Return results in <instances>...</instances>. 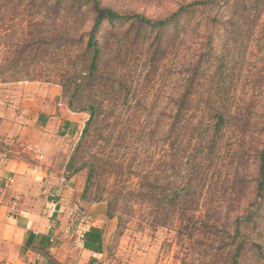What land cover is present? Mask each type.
Returning <instances> with one entry per match:
<instances>
[{"label": "rangeland", "instance_id": "rangeland-1", "mask_svg": "<svg viewBox=\"0 0 264 264\" xmlns=\"http://www.w3.org/2000/svg\"><path fill=\"white\" fill-rule=\"evenodd\" d=\"M100 1L102 5L121 13H141L152 20H159L194 0ZM81 4L70 0H0V167L14 160L29 164L43 162L49 168L56 169L61 177L69 181L64 182L69 184L66 188L69 195L63 205V212L67 219L66 230L72 231L75 236L81 223L91 226L92 222L97 221L87 217L90 208L98 203L92 199L93 190L99 186H105L108 190L118 189L124 184L129 187L137 180L131 176L125 183L115 180L113 176L109 179L106 177L100 179L102 183L92 187L91 194L83 195L86 165L94 162V156L101 157L99 148L104 145V141L95 139L92 132L93 142L83 143L81 140L74 163L67 166L87 117L85 114L71 113L61 85L62 78L67 74H80L86 70L85 65L80 69L78 67L84 48L79 43L82 40L86 42L93 13L89 5L82 7ZM121 32L128 33L132 41L144 35L143 40L147 39V43L153 40V47L160 42L163 47L170 40L166 57L156 63L151 61L154 58L151 57L152 49L147 53V44L139 48L131 46L132 58L124 67H117L110 62L114 72L112 77L122 80L126 90L129 87L135 90L140 103L152 114L149 119H153L144 130L145 121L142 118L135 124L129 122L131 127L127 131V140H131L132 147L137 149L135 153L140 167L146 165L144 158L150 152L160 159L168 152L169 139L157 142L156 138H164L161 134L172 119L170 97L180 89L177 70L191 69L190 62L196 64L201 54L206 62L209 60L205 65L204 77L209 83L200 90L216 93L219 98L228 100L226 105L231 108L230 112L234 111L227 121L222 138L217 140L218 151H214L221 157L219 178L208 179H224L228 182L237 175L236 202L228 198L234 205L227 213L225 210V217L222 215L225 219L221 222L226 223L228 231L233 234V218L240 202L246 204L252 201L253 188L246 180L255 176L256 153L264 143L261 123L264 110V0H215L209 7L196 8L180 16L177 23L162 29L139 31L138 26L127 22L123 25L104 22L97 37L104 45L113 35ZM64 38H68L72 45L67 47L62 44ZM208 42L212 44L211 49L205 48ZM147 59L150 62L146 64ZM152 64L158 66V71L151 81L152 73L148 70ZM104 68L100 66L102 71H107ZM187 76L185 74V78ZM97 97L102 98L99 93ZM112 103L105 101L108 106ZM133 104L134 101L128 103L131 107L129 115ZM237 106L250 118L247 126L242 122V127L247 128L245 132L241 131L237 123ZM161 111H165L166 115L155 137L151 129L157 128L155 122ZM67 119L70 124L63 133L64 121ZM108 121L113 122L112 119ZM122 126L121 123L111 128L110 125H104V121L97 124L102 137L111 130H121ZM72 128L73 133L70 132ZM149 134L154 136L151 140ZM139 140L153 143L149 153L144 151V144H140ZM239 140L243 142L238 144ZM240 154L242 158L239 160ZM240 179H244V183ZM188 185V178L183 171L177 179V186L188 188ZM132 202L122 200L113 213L114 223L107 236L103 263L226 264L227 261L231 264L229 255H223L222 251L214 254L209 249L210 239L205 235L197 234L190 239L180 237L175 219L165 226L153 225L147 215L150 206ZM262 204L258 210L259 227L246 230L247 239L261 243L262 248L251 246L238 259V264H264V201ZM98 220L100 235L105 228V221ZM213 257H216L214 261Z\"/></svg>", "mask_w": 264, "mask_h": 264}, {"label": "trees", "instance_id": "trees-1", "mask_svg": "<svg viewBox=\"0 0 264 264\" xmlns=\"http://www.w3.org/2000/svg\"><path fill=\"white\" fill-rule=\"evenodd\" d=\"M70 1L72 3L82 2V7L89 5L93 13V22L86 35V42L83 43L82 40L79 43L84 48L78 67L80 69L82 65H85L86 70L81 71L80 74H77L78 72L67 74L62 78L61 85L67 96V108L73 113L87 116L79 138L71 151L67 166L74 163L81 140L83 143L93 142L91 132L96 137L95 139L104 141V145L99 148L102 151L101 157L94 156V162H88V166L86 165L83 195L91 194L92 187L102 183L100 179L104 180L106 177L109 179L113 176L115 180H122L126 183L131 176H134L137 178L136 183L129 187L124 184L118 189L108 190L105 186H99L97 190H93L92 199L94 202L107 201L108 213L111 217L114 216L113 213L122 200L133 201L132 204L135 203L134 201L145 203L150 206L147 215L151 218L153 225L165 226L169 221L175 219L178 222L177 233L180 237L190 239L197 234L205 235L210 239L208 240L210 242L209 249L214 254L222 251L223 255H229L231 264H238V259L242 258L251 246L262 248L261 243L247 239L246 230L257 229L260 225L258 210L264 201V143L256 153L255 176L246 180L253 188L252 201H247L246 204L240 202L233 218L235 225L233 234L228 231L227 224L221 222L225 219L222 217V215L225 217V210L227 213V210L229 211L230 207L234 205L233 202L228 201V198L236 202L237 175L228 182L224 179L208 181L209 178L210 180L219 178L221 157L214 151H218V141L224 134L227 121L234 113V111L230 112L231 108L226 105L228 100L219 98L216 93L200 90L209 83L204 78L205 65L209 63V60L206 62L201 54V58L199 57L196 64L193 61L190 62L191 69L181 68L180 72L177 70L180 89L170 97L172 98V100L170 99L172 119L161 134L164 138H156L157 142L169 139L168 152L164 158L160 159L149 150L152 142L148 144V140L147 142L139 140L140 144H144V151L150 152V155L144 158L146 165L141 166L144 167V170L138 162V156L135 153L137 149L132 147L131 140H127L129 136L127 131L131 127L129 122L135 124L141 118L142 121H145L144 130L145 126L149 125L150 120L153 119H149L152 114L151 111L147 112L149 111L147 107L145 108L140 103L135 90L130 87L126 90L122 80L112 77L114 72L110 62L117 67L121 65L124 67L132 58L131 46L135 45L139 48V46L147 44V53L152 49L151 57L154 56V58L151 61L156 63L155 61L166 57L170 40L163 47L161 42L153 47V40L147 43V39L143 40L144 35L132 41L128 33L121 32L119 35L118 33L113 35L109 41L102 45L97 37L104 22L120 23L121 25L127 22L138 26L139 31L141 29L147 31L152 28L162 29L172 23H177L180 16L192 12L196 8L209 7L215 3V0H194L159 20H152L141 13L118 12L112 7L102 5L100 0ZM72 13L73 10L70 12L71 17ZM62 44L67 47L72 45L68 38H64ZM205 48L211 49L212 44L208 42ZM149 62L150 59H147L146 64ZM101 65L107 71H102ZM150 67L151 69L148 71L152 73V81L158 71V66L152 64ZM185 74L188 75L187 78H185ZM182 75L183 77H181ZM97 92L101 95V99L97 97ZM106 100L113 101V103L109 106L105 105ZM132 101H134L133 110L129 115L131 107L128 106V103ZM158 115V120L155 122L157 128L151 129V133L155 137H157L156 131L159 129L161 121L163 123L166 112L161 111ZM261 118L264 132V110ZM109 119H112L113 122H109ZM249 119L237 106V123L242 128L241 131H247V128L242 127V122L247 126ZM100 121H104V125H110L111 128L121 123L123 126L121 130H111L107 136L102 137L101 129L97 127ZM69 124L67 120L64 122L63 133L68 130ZM128 125L129 127H127ZM73 131L74 128L70 132L73 133ZM154 136L149 134V140ZM242 142L239 140L238 144ZM240 158H242L241 154L238 156L239 160ZM152 164H154L153 167H151ZM183 171L188 178V188L177 186V179L180 178ZM240 180L244 183V179ZM226 202H229L230 205H227ZM227 223L229 224V222ZM237 239L239 240L238 244ZM212 259L214 261L216 257ZM226 264L229 263L226 261Z\"/></svg>", "mask_w": 264, "mask_h": 264}, {"label": "crops", "instance_id": "crops-1", "mask_svg": "<svg viewBox=\"0 0 264 264\" xmlns=\"http://www.w3.org/2000/svg\"><path fill=\"white\" fill-rule=\"evenodd\" d=\"M65 181L43 162L0 167V264H105L99 220L81 240L66 230Z\"/></svg>", "mask_w": 264, "mask_h": 264}, {"label": "water", "instance_id": "water-1", "mask_svg": "<svg viewBox=\"0 0 264 264\" xmlns=\"http://www.w3.org/2000/svg\"><path fill=\"white\" fill-rule=\"evenodd\" d=\"M87 217L88 219L92 221H95L98 219H103L105 221V228L103 230L102 237H101L102 243H103L102 245L103 251L105 252L107 236L114 223V218L111 217L108 213V202L102 201V202L96 203L88 211Z\"/></svg>", "mask_w": 264, "mask_h": 264}, {"label": "built area", "instance_id": "built-area-1", "mask_svg": "<svg viewBox=\"0 0 264 264\" xmlns=\"http://www.w3.org/2000/svg\"><path fill=\"white\" fill-rule=\"evenodd\" d=\"M86 224H80L79 228H78V231H77V235H78V239H83L84 237V233L86 231ZM80 244V243H79Z\"/></svg>", "mask_w": 264, "mask_h": 264}]
</instances>
